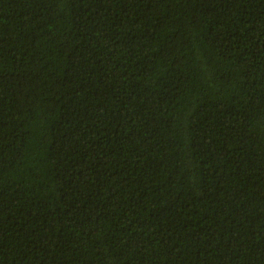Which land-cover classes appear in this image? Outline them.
I'll return each mask as SVG.
<instances>
[{
	"label": "trees",
	"instance_id": "trees-1",
	"mask_svg": "<svg viewBox=\"0 0 264 264\" xmlns=\"http://www.w3.org/2000/svg\"><path fill=\"white\" fill-rule=\"evenodd\" d=\"M0 264H264V0H0Z\"/></svg>",
	"mask_w": 264,
	"mask_h": 264
}]
</instances>
